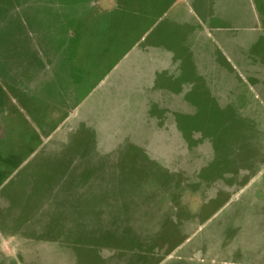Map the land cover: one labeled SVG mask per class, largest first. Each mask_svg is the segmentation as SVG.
Masks as SVG:
<instances>
[{
	"label": "rangeland",
	"instance_id": "374dc122",
	"mask_svg": "<svg viewBox=\"0 0 264 264\" xmlns=\"http://www.w3.org/2000/svg\"><path fill=\"white\" fill-rule=\"evenodd\" d=\"M106 1L0 0V264H264V0L107 56Z\"/></svg>",
	"mask_w": 264,
	"mask_h": 264
},
{
	"label": "crops",
	"instance_id": "0c3cea01",
	"mask_svg": "<svg viewBox=\"0 0 264 264\" xmlns=\"http://www.w3.org/2000/svg\"><path fill=\"white\" fill-rule=\"evenodd\" d=\"M118 1L119 4L117 5H121L120 8H113L114 0H107L106 5H109L110 7L106 9H95L89 12V16L91 19L90 27H89L91 36L89 41L96 40V43L101 45L98 48L102 47V52L106 56L108 55V52L110 54V51H112L115 48H116L115 50L119 48L116 47L115 45L116 42H120V47H123L122 51L129 45L130 47L132 45L135 46L138 42H140L144 38V36H147V34L150 32L151 29L157 27L164 19H166L170 15V13H172V11H175V9H178L179 13L181 14H187L189 12V8H188L189 4L192 2L191 0H118ZM196 1L198 6V10L196 12L198 15L195 19L197 23H200L199 25L201 26L199 27L201 28L204 22L203 14L208 10V8L205 7V4H203L204 2L202 0H196ZM12 15L15 16L14 14ZM174 17H176V15ZM184 17L186 16H183L182 18L177 17L173 19L176 20L179 18L184 19ZM7 25H9L8 33L10 34V36H2L0 37V40L9 39L8 42L13 43V40L15 39V41L18 43L17 39L19 37L18 36L19 27H17L16 18L0 12V30L7 29L6 27ZM113 46H115V48H113ZM153 47H150L149 49L146 50L144 49L142 51V54L146 56V54L152 52L151 49L157 50L156 48H158V46H153ZM125 52L123 53V55L125 54ZM163 52H164L163 55L166 56V58L171 59L170 52H168L167 50H163ZM155 53L160 55L159 53H157V51H155ZM110 60H114V58L110 57ZM114 67L115 64L113 63L111 65V68L114 69ZM0 78L5 80L6 85L9 84L8 82H6L8 80H6L4 78V75L1 74V71H0ZM2 79H0V83L2 82ZM2 83L1 85L5 87L4 84ZM3 91L4 90L0 87V104L3 101V96L5 97ZM8 106H10V104ZM7 133L8 132H5L4 136L0 137V140L7 141L10 138L15 139L14 135ZM1 150L2 149L0 146V157L2 156ZM0 164H1V160H0Z\"/></svg>",
	"mask_w": 264,
	"mask_h": 264
},
{
	"label": "trees",
	"instance_id": "16d2710c",
	"mask_svg": "<svg viewBox=\"0 0 264 264\" xmlns=\"http://www.w3.org/2000/svg\"><path fill=\"white\" fill-rule=\"evenodd\" d=\"M21 28H22V27H21ZM23 30H24V29H23ZM18 33H19V36H22V34H23L20 30H19ZM71 166H72V165H71ZM159 261H161V260H158V261H157V260H156V261H152V262H150V263H149V262H147V263L145 262V263H146V264H156V263L159 262Z\"/></svg>",
	"mask_w": 264,
	"mask_h": 264
}]
</instances>
